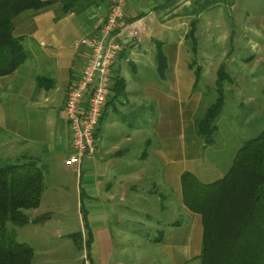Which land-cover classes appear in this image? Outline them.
I'll list each match as a JSON object with an SVG mask.
<instances>
[{"label":"crops","instance_id":"obj_1","mask_svg":"<svg viewBox=\"0 0 264 264\" xmlns=\"http://www.w3.org/2000/svg\"><path fill=\"white\" fill-rule=\"evenodd\" d=\"M39 1L51 4L19 14L11 25L13 39L20 40L26 60L12 74L0 77V164L27 159L43 169L48 161L61 157V153L66 162L71 153V135L62 109L69 88L79 79L87 58V50L83 47L77 49L75 45L93 35L103 24L112 0ZM235 3L237 0H128L123 21L137 32V36L130 37L126 31L120 34L124 46L111 73L124 83L122 96L113 100L111 95L107 101L93 141L94 156L84 159L77 168L78 172L71 168L79 176L80 202L90 228L92 242L88 247V258L91 264H110L115 243L108 230L110 219L124 217L119 213L123 208L118 206L126 205L128 209L126 192H132V184L138 181V177L133 181L130 179L132 176L127 175L132 173L131 167L127 166V156H132L134 152L131 144L134 134L126 129L124 116L142 106L143 101L135 100L139 99L141 92L142 96L146 95V102L153 104L156 101L157 106L164 107L170 106L169 98L180 96L182 79L187 81L185 87L189 92L195 89L199 78L196 80L195 71L190 68L193 60L187 58L185 41L189 42V51L195 46L196 54L190 53L196 57L198 38L216 33L215 29L224 26H220L221 21L216 18H220L223 9L235 10ZM245 7L248 11L254 10L248 3ZM212 11L215 13L213 20L209 15ZM244 16L251 19L248 26L258 29L247 32L257 35L264 30L262 20L247 14ZM158 51L165 61L161 74L155 60ZM130 74L135 79H131ZM165 97L168 103H165ZM149 147L148 142L151 155L148 151L139 152L145 160L154 153V148L150 150ZM225 171L219 172L215 168L205 174H191L200 181L210 183L204 179L208 176L220 179ZM181 174L177 173L178 181ZM40 209L41 200L39 208L32 214H37ZM24 244L33 251L31 264H56L61 255L56 250L53 253L45 250L39 255L36 246ZM97 246L100 249L98 252ZM37 254L39 257H36Z\"/></svg>","mask_w":264,"mask_h":264},{"label":"rangeland","instance_id":"obj_2","mask_svg":"<svg viewBox=\"0 0 264 264\" xmlns=\"http://www.w3.org/2000/svg\"><path fill=\"white\" fill-rule=\"evenodd\" d=\"M254 2L237 0L235 10L223 9L216 20L224 26L209 36L199 35L196 57L192 56L187 47L189 42L185 41L184 48L189 61L193 60V70L200 69L198 83L192 92L186 89L188 83L182 79L180 96L169 98L170 106L164 107L157 106L156 101L146 102V95L142 96L141 92L135 100L143 101L142 106L124 116L126 129L134 134L131 142L134 152L127 156V166L132 173L127 175H131L133 181L138 177V181L132 184V192H126L128 209L126 205L118 206L123 208L119 213L124 217L110 219L108 230L115 241L110 264H200L197 259L201 248L200 219L181 204L176 176L183 172L205 174L215 168L219 172L228 170L232 154L264 131V30L257 35L247 32L258 29L248 26L251 19L244 16L247 14L264 22V2ZM245 3L254 10L248 11ZM256 6L261 7L255 9ZM213 12H209L211 20L215 16ZM254 45L257 48H253ZM219 71L223 74L219 75ZM129 76L135 79L133 74ZM219 97L223 98V109L216 122L215 144L206 148L196 137L193 123ZM163 99L168 103L166 97ZM196 102L197 107H194ZM148 142L154 153L145 160L139 152L148 151ZM63 155L48 161L42 169L41 209L37 214L25 211L31 223L21 228L7 226L15 231L18 243L36 246L39 255L45 250L59 251L61 255L56 264H91L85 235L90 228L82 219L86 212L79 208L82 204L79 176L77 171L65 166ZM23 162L26 161H10L6 165ZM6 165L0 164V167ZM217 179L208 176L204 180L214 182ZM174 223L177 226H173ZM99 250L98 247L97 252Z\"/></svg>","mask_w":264,"mask_h":264},{"label":"trees","instance_id":"obj_3","mask_svg":"<svg viewBox=\"0 0 264 264\" xmlns=\"http://www.w3.org/2000/svg\"><path fill=\"white\" fill-rule=\"evenodd\" d=\"M50 4L39 0H0V77L12 74L26 60L20 40L12 36L13 19ZM191 52L196 54L195 46ZM162 58L158 51L155 60L160 74L165 69ZM199 70H194L196 80ZM123 86L122 79L113 76V100L122 96ZM221 109L223 98L219 97L200 119L194 120L196 137L206 148L215 144ZM25 161L0 167V264H31L33 258L31 248L18 243L15 231L7 226L24 227L30 222L25 211L40 206L43 170L34 161ZM179 184L181 204L200 219V264H264V131L238 148L222 178L202 183L190 172H183ZM79 208L82 212V204ZM85 235L88 249L92 242L89 229Z\"/></svg>","mask_w":264,"mask_h":264},{"label":"built area","instance_id":"obj_4","mask_svg":"<svg viewBox=\"0 0 264 264\" xmlns=\"http://www.w3.org/2000/svg\"><path fill=\"white\" fill-rule=\"evenodd\" d=\"M127 3L128 0H112L103 24L93 35L75 45L77 49L83 47L87 50V58L79 79L69 89L62 109L71 135L67 167L77 169L84 159L94 156V135L111 97L112 69L124 46L120 34L126 31L130 37L137 36V32L123 21Z\"/></svg>","mask_w":264,"mask_h":264}]
</instances>
